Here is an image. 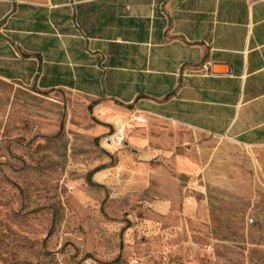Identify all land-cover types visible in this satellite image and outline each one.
Instances as JSON below:
<instances>
[{"label":"rangeland","instance_id":"rangeland-1","mask_svg":"<svg viewBox=\"0 0 264 264\" xmlns=\"http://www.w3.org/2000/svg\"><path fill=\"white\" fill-rule=\"evenodd\" d=\"M119 112L0 80V264H264V147Z\"/></svg>","mask_w":264,"mask_h":264},{"label":"crops","instance_id":"crops-1","mask_svg":"<svg viewBox=\"0 0 264 264\" xmlns=\"http://www.w3.org/2000/svg\"><path fill=\"white\" fill-rule=\"evenodd\" d=\"M0 80L264 147V0H0Z\"/></svg>","mask_w":264,"mask_h":264},{"label":"built area","instance_id":"built-area-1","mask_svg":"<svg viewBox=\"0 0 264 264\" xmlns=\"http://www.w3.org/2000/svg\"><path fill=\"white\" fill-rule=\"evenodd\" d=\"M130 121L138 126H145L147 124V120L138 115L132 117ZM126 130L125 124H118L114 132L105 139L106 144L114 149L122 148L126 143Z\"/></svg>","mask_w":264,"mask_h":264},{"label":"trees","instance_id":"trees-1","mask_svg":"<svg viewBox=\"0 0 264 264\" xmlns=\"http://www.w3.org/2000/svg\"><path fill=\"white\" fill-rule=\"evenodd\" d=\"M96 172H97V170L92 171V172L89 174V178H90L91 175L95 174ZM87 181H88V183H90V180H89V179H88Z\"/></svg>","mask_w":264,"mask_h":264}]
</instances>
